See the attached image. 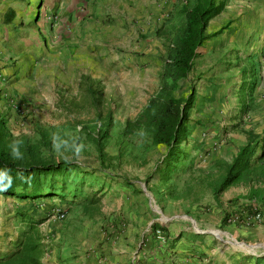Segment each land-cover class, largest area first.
I'll return each mask as SVG.
<instances>
[{
    "label": "rangeland",
    "instance_id": "obj_1",
    "mask_svg": "<svg viewBox=\"0 0 264 264\" xmlns=\"http://www.w3.org/2000/svg\"><path fill=\"white\" fill-rule=\"evenodd\" d=\"M218 1L224 8L207 30L228 27L198 49L188 78L180 80L177 95L194 85L195 100L190 135L167 176L156 169L163 165L164 145H150L143 131L124 142L118 134L159 86L167 42L157 29L172 21L182 0H0V66L6 68L0 78L34 93V100L8 95L9 103L12 98L20 102V110L10 105L19 119L13 133L34 139L36 127H55L53 154L75 161L83 171L69 174L68 189L60 196V191L43 200L0 195V258L18 247L29 223L37 224L44 247L62 229L78 235L94 217L102 224L93 242L112 247L125 228L138 226L139 214L148 221L147 212L163 225L184 217L196 233L217 231L200 225V214L214 204L200 176H218L246 142V132L264 137V0ZM8 9L14 17L5 23ZM242 66L254 71L256 84L238 117L246 107L239 91ZM97 112L113 118L103 163L80 131ZM66 135L80 136L76 152L59 143ZM77 188L81 192L73 196ZM90 192H96L99 206L92 215L82 210ZM57 210L65 213L63 220H57ZM230 216L221 222L230 223Z\"/></svg>",
    "mask_w": 264,
    "mask_h": 264
},
{
    "label": "trees",
    "instance_id": "obj_2",
    "mask_svg": "<svg viewBox=\"0 0 264 264\" xmlns=\"http://www.w3.org/2000/svg\"><path fill=\"white\" fill-rule=\"evenodd\" d=\"M223 8V1L218 0H182L172 21L157 29V35L164 37L167 42L159 86L137 115L124 121L118 134V141L124 142L126 137L143 131L148 134L150 145H164L166 153L160 162L163 165L156 168L162 175L170 174L169 171L183 152L181 145L187 142L190 135V110L196 90L191 85L187 93L178 96L180 80L188 78L199 55L198 49L228 27L225 24L216 31L207 30L210 19ZM13 17V9H8L3 22L9 23ZM241 73L243 90L239 91L245 105L246 95L252 94L256 80L254 71L248 66H242ZM247 108L243 107L238 117ZM112 127V114L108 112L103 116L97 112L95 119L84 123L81 130L78 129L94 143L101 163L106 156L104 146L110 138ZM35 133L37 137L34 139L25 133L14 134L0 112V195L38 199L60 191L61 194H56L60 196L68 189L69 174L74 171L83 173L82 167L75 161L65 156L57 158L53 154L58 136L55 127L38 126ZM246 133V142L237 149L229 162L220 166L218 176L210 172L200 176L204 177L216 201L225 189L236 186L247 188L245 196L249 200L264 198V137L251 131ZM63 142L76 152L81 139L77 135H66L59 143ZM162 180L167 178L162 176ZM77 192H81V188H77L72 195L76 196ZM90 193V196H85L87 202L82 205L83 212L88 215H92L99 207L96 192ZM246 212H251L250 205ZM36 227L37 224H28V230L18 247L1 257L0 264H43V237Z\"/></svg>",
    "mask_w": 264,
    "mask_h": 264
},
{
    "label": "crops",
    "instance_id": "obj_3",
    "mask_svg": "<svg viewBox=\"0 0 264 264\" xmlns=\"http://www.w3.org/2000/svg\"><path fill=\"white\" fill-rule=\"evenodd\" d=\"M5 69L1 64L0 76ZM3 80L4 78H0V112L7 119V126L13 132V129L19 128V119L7 100L8 95L16 93L25 99L34 100V93L23 87L8 86ZM241 187L225 189L218 201L213 199L214 204L211 205L209 212L200 214V225H209L208 229H212L211 226L218 228L216 232L196 233L184 217L163 225L156 214L151 215L147 212L148 221L139 214L138 226L125 228L119 239L120 242L112 243V247L99 248L93 242V238L99 233L102 218L98 222L97 217H94L90 219L91 222L86 228L79 230L78 235L77 231L67 229H62V233H54V241L44 247L42 262L43 264H264V222H255L252 225L221 222L226 215L246 214L250 200L245 196L247 188ZM38 199L48 198L38 197ZM257 201L258 208L264 215V198ZM142 222L144 225H141ZM70 235L73 236V240L69 239Z\"/></svg>",
    "mask_w": 264,
    "mask_h": 264
},
{
    "label": "built area",
    "instance_id": "obj_4",
    "mask_svg": "<svg viewBox=\"0 0 264 264\" xmlns=\"http://www.w3.org/2000/svg\"><path fill=\"white\" fill-rule=\"evenodd\" d=\"M19 101H17L16 98H12L10 100V105L13 106L14 108L16 109H19L20 110V106H19ZM13 108V109H14ZM257 200L255 199H251L250 200V207H251V212L248 213L246 212L245 215L243 216H239L237 214H232L229 218H228V221L230 223H236V222H239V221H242L243 223H245L246 225H251L255 222H264V215L263 213L259 210L258 208V205H257ZM55 216L57 218V220H63L64 217H65V213L62 212V211H56L55 212ZM165 220H169V218H165Z\"/></svg>",
    "mask_w": 264,
    "mask_h": 264
}]
</instances>
